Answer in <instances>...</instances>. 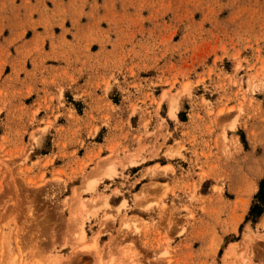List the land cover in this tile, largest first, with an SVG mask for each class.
<instances>
[{
	"label": "rangeland",
	"instance_id": "374dc122",
	"mask_svg": "<svg viewBox=\"0 0 264 264\" xmlns=\"http://www.w3.org/2000/svg\"><path fill=\"white\" fill-rule=\"evenodd\" d=\"M263 182L264 0H0V264H264Z\"/></svg>",
	"mask_w": 264,
	"mask_h": 264
},
{
	"label": "bare ground",
	"instance_id": "6f19581e",
	"mask_svg": "<svg viewBox=\"0 0 264 264\" xmlns=\"http://www.w3.org/2000/svg\"><path fill=\"white\" fill-rule=\"evenodd\" d=\"M168 114H169V116H171V117L174 116V115H173V109L170 108ZM134 221H136V220H134ZM126 223H127V222H126ZM126 223H125V224H126ZM125 224H124V225H125ZM126 225H128V223H127ZM80 226H81V225H80ZM80 226H79L80 229H79V233H78V238H79V241H83V239L85 238V235H84V232L82 231V230H83V229H82V226H81V227H80ZM94 243H95V240H94ZM93 245H94V244H92V246H93ZM92 246H91V247H92ZM230 247H231V246H230ZM230 247H229V249H230ZM85 249H86V248H85ZM83 250H84V247H83ZM109 264H115V263H114V262H113V263L110 262Z\"/></svg>",
	"mask_w": 264,
	"mask_h": 264
},
{
	"label": "trees",
	"instance_id": "16d2710c",
	"mask_svg": "<svg viewBox=\"0 0 264 264\" xmlns=\"http://www.w3.org/2000/svg\"><path fill=\"white\" fill-rule=\"evenodd\" d=\"M263 186H264V182L261 184V186H260V192L262 193V191H263Z\"/></svg>",
	"mask_w": 264,
	"mask_h": 264
}]
</instances>
